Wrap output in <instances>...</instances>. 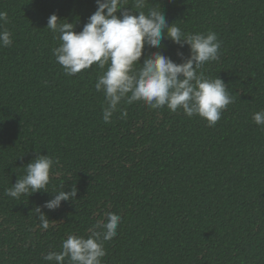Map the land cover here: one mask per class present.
<instances>
[{
  "label": "trees",
  "instance_id": "16d2710c",
  "mask_svg": "<svg viewBox=\"0 0 264 264\" xmlns=\"http://www.w3.org/2000/svg\"><path fill=\"white\" fill-rule=\"evenodd\" d=\"M0 264H264V0H0Z\"/></svg>",
  "mask_w": 264,
  "mask_h": 264
}]
</instances>
